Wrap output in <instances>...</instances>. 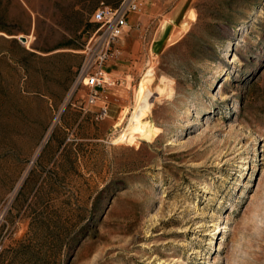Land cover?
I'll use <instances>...</instances> for the list:
<instances>
[{
    "label": "rangeland",
    "instance_id": "374dc122",
    "mask_svg": "<svg viewBox=\"0 0 264 264\" xmlns=\"http://www.w3.org/2000/svg\"><path fill=\"white\" fill-rule=\"evenodd\" d=\"M120 1L0 0V264H264V0H140L96 120L73 84Z\"/></svg>",
    "mask_w": 264,
    "mask_h": 264
},
{
    "label": "built area",
    "instance_id": "2783aa9c",
    "mask_svg": "<svg viewBox=\"0 0 264 264\" xmlns=\"http://www.w3.org/2000/svg\"><path fill=\"white\" fill-rule=\"evenodd\" d=\"M139 10L140 0H121L114 6L102 4L93 14L98 26L84 47V60L77 71L73 89L86 87L84 109L87 111L90 107L98 106L96 120L109 116L108 106L102 97L118 84V80L106 69L114 54L113 47L123 36L129 15Z\"/></svg>",
    "mask_w": 264,
    "mask_h": 264
},
{
    "label": "bare ground",
    "instance_id": "6f19581e",
    "mask_svg": "<svg viewBox=\"0 0 264 264\" xmlns=\"http://www.w3.org/2000/svg\"><path fill=\"white\" fill-rule=\"evenodd\" d=\"M192 17H194V13H193ZM148 75H151V74H148ZM152 80H153V78H148L147 80H145L144 83H142V87L140 86L141 90H142V98H141L140 104L137 107V109L135 111V114H134V116L138 119L139 122L145 120V118H146L145 117V112L149 111L150 107L152 105V101L150 99L152 97V92L147 90L148 89V85H151ZM161 80L163 82H165L166 78L163 76V77H161ZM161 80H160V82H161ZM157 89H158V94H160V95L164 92V87L161 86V85L158 86Z\"/></svg>",
    "mask_w": 264,
    "mask_h": 264
},
{
    "label": "crops",
    "instance_id": "0c3cea01",
    "mask_svg": "<svg viewBox=\"0 0 264 264\" xmlns=\"http://www.w3.org/2000/svg\"><path fill=\"white\" fill-rule=\"evenodd\" d=\"M124 31H125V29H124ZM123 37V36H122ZM122 37L120 38V39H122ZM106 69L109 71V67H108V64L106 65ZM110 72V71H109ZM111 73V72H110ZM111 93V88L108 90V92L106 93V94H104L103 95V100H104V102L107 104V106H108V109H109V113H113L112 112V109H111V105H110V103H109V101H108V95ZM99 108V107H98Z\"/></svg>",
    "mask_w": 264,
    "mask_h": 264
},
{
    "label": "water",
    "instance_id": "95a60500",
    "mask_svg": "<svg viewBox=\"0 0 264 264\" xmlns=\"http://www.w3.org/2000/svg\"><path fill=\"white\" fill-rule=\"evenodd\" d=\"M18 38L23 44L27 42V37L24 35H20V37H18Z\"/></svg>",
    "mask_w": 264,
    "mask_h": 264
}]
</instances>
